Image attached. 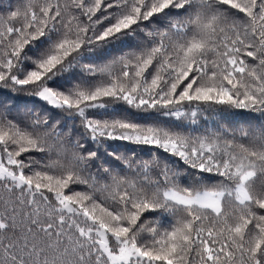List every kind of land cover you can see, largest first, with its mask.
<instances>
[{"label":"snow or ice","instance_id":"1","mask_svg":"<svg viewBox=\"0 0 264 264\" xmlns=\"http://www.w3.org/2000/svg\"><path fill=\"white\" fill-rule=\"evenodd\" d=\"M154 17L139 50L90 67L96 83L48 86L82 48ZM41 38L50 46L19 78L24 49ZM0 87L78 115L94 140L160 149L191 181L157 161L102 177L71 132L0 118V264H264V126L184 134L86 115L111 101L173 118L264 113V0H17L0 10Z\"/></svg>","mask_w":264,"mask_h":264},{"label":"trees","instance_id":"2","mask_svg":"<svg viewBox=\"0 0 264 264\" xmlns=\"http://www.w3.org/2000/svg\"><path fill=\"white\" fill-rule=\"evenodd\" d=\"M17 0H0V10L14 7ZM103 17L104 12L98 13ZM152 22L137 26L131 34H122L117 38L104 42L96 47L82 48L78 57L72 60L70 67L48 81V86L61 92H69L77 86H91L99 79L98 75L90 74V67H100L114 58L126 53L139 50L147 41L145 31L159 27ZM109 21H105L107 24ZM103 27V25L101 26ZM144 28L145 31H140ZM51 41L41 38L28 45L22 53L19 78H23L28 71L35 70V61L42 51L50 46ZM91 120L113 123L126 122L144 128L166 129L171 132L192 134L201 129L235 130L252 129L264 126V113H256L235 108L219 106L205 108L196 117L185 116L173 118L165 114L164 110H141L133 108L123 102H105L104 107L89 109L86 113ZM0 118L13 122L22 128L33 125L37 121H48V126H58L62 132H71L72 136L85 143V147L96 154V158L89 162L90 171L106 177L104 169L126 173L125 162L157 161L175 170L180 182L188 180V171L160 149L139 144L125 139H109L100 137L92 139L82 127V120L78 115L66 113L64 110L51 107L35 95H28L22 89L0 87ZM39 154H37L38 158Z\"/></svg>","mask_w":264,"mask_h":264}]
</instances>
